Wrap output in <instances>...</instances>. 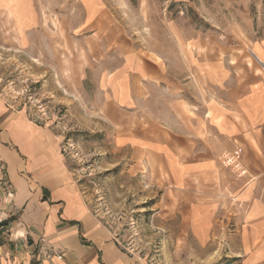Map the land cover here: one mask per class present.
I'll return each mask as SVG.
<instances>
[{"label":"rangeland","instance_id":"1","mask_svg":"<svg viewBox=\"0 0 264 264\" xmlns=\"http://www.w3.org/2000/svg\"><path fill=\"white\" fill-rule=\"evenodd\" d=\"M27 6L34 18L26 33L0 15V99L56 140L73 184L119 247L146 264H245L238 198L211 204L218 209L212 232L202 231L209 218L184 216L188 201L163 163L119 147L122 113L143 119L118 109L112 89L117 71L157 65L162 74L137 82L144 129L213 134L209 113L264 82L258 59L264 61V0H28ZM236 145L223 163L237 179L250 178L244 145ZM14 204L0 160V244L15 236L23 209ZM19 254L0 264L50 258L34 254L20 262Z\"/></svg>","mask_w":264,"mask_h":264},{"label":"crops","instance_id":"2","mask_svg":"<svg viewBox=\"0 0 264 264\" xmlns=\"http://www.w3.org/2000/svg\"><path fill=\"white\" fill-rule=\"evenodd\" d=\"M27 4L28 0H0V15L26 33L34 18ZM162 70L142 64L136 71L115 73L116 107L122 112L133 110L143 119L125 120L122 113L119 125L124 134L118 137L119 147H132L161 161L171 184L188 201L184 216L209 218L202 225L204 232L213 231L214 216L218 217L217 207L215 214L211 204L217 205L221 197L230 201L235 195L244 209L240 256L245 264H264V91L260 92L264 82L252 84L241 99L216 106L208 115L213 134L201 137L157 124L144 129L141 122L146 117L140 114L142 93L137 82ZM125 72L129 82H123ZM236 143L244 145L243 163L250 178L237 179L223 163L222 155L232 154ZM0 160L7 170L14 205L23 209L15 221V236L0 244V260L8 261L13 251H20V262L28 263L36 254L38 258L50 255L44 264H146L124 252L93 216L50 133L12 112L1 99Z\"/></svg>","mask_w":264,"mask_h":264},{"label":"built area","instance_id":"3","mask_svg":"<svg viewBox=\"0 0 264 264\" xmlns=\"http://www.w3.org/2000/svg\"><path fill=\"white\" fill-rule=\"evenodd\" d=\"M63 255H59V258L62 259Z\"/></svg>","mask_w":264,"mask_h":264}]
</instances>
